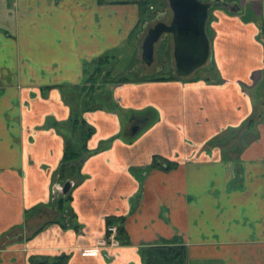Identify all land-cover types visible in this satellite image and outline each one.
Returning a JSON list of instances; mask_svg holds the SVG:
<instances>
[{
    "label": "crops",
    "instance_id": "1",
    "mask_svg": "<svg viewBox=\"0 0 264 264\" xmlns=\"http://www.w3.org/2000/svg\"><path fill=\"white\" fill-rule=\"evenodd\" d=\"M153 1L164 4L0 0V264L62 254L66 264H146L162 241L185 247L182 264H264V126L251 95L263 77L264 0L210 6L202 75L175 72L166 34L170 77L103 84L93 101L86 69L133 38L141 52V5L147 13ZM77 118L93 128L91 152L62 184ZM153 155L175 165L151 167ZM108 224L122 227L120 244L99 248Z\"/></svg>",
    "mask_w": 264,
    "mask_h": 264
},
{
    "label": "trees",
    "instance_id": "2",
    "mask_svg": "<svg viewBox=\"0 0 264 264\" xmlns=\"http://www.w3.org/2000/svg\"><path fill=\"white\" fill-rule=\"evenodd\" d=\"M146 5L142 3L140 19L144 20L146 16ZM264 37V29L262 30ZM114 59L113 55L100 56L96 59L89 69H86V78L84 84V92L92 95V100L94 101V93L98 88L103 84H113L114 82H122L128 80L125 77H112L111 75V66L110 63ZM264 77V58H263V69ZM170 77V76H168ZM160 77V79L168 78ZM105 93V91H103ZM107 96L109 97V90L107 91ZM105 101V100H104ZM104 103V102H102ZM101 102H93V107L103 106ZM262 109L259 113L260 122L264 126V97L261 102ZM253 122V119L250 118L247 121ZM93 128L89 125L84 119H75L73 122V132L71 136L66 137L64 142V150L62 155V160L56 170L55 177L62 183L73 182L77 177L80 176V164L81 160L88 155L91 151L88 150L86 146L87 138L92 134ZM160 161H163V167L169 168L174 166V163H169L159 156L153 155L151 161V167L160 166ZM58 202L61 203L62 212L68 210L65 208V205L70 200L69 192L64 193V195L57 198ZM122 232V227H118V234ZM144 258L146 264H182L185 262L186 252L183 245H174L168 244L162 241V244H155L150 247H147L144 251ZM67 255L62 254L56 256L55 258L43 257L38 259V257H32L29 259L30 264H66Z\"/></svg>",
    "mask_w": 264,
    "mask_h": 264
},
{
    "label": "water",
    "instance_id": "3",
    "mask_svg": "<svg viewBox=\"0 0 264 264\" xmlns=\"http://www.w3.org/2000/svg\"><path fill=\"white\" fill-rule=\"evenodd\" d=\"M172 11L169 24L159 22L147 31L141 44V58L147 65L153 61L154 45L164 34L173 38V56L175 72L188 76L203 66L210 57V44L207 36V19L209 2L200 0H168ZM138 130L137 125L131 128V134ZM69 184L62 187L67 192Z\"/></svg>",
    "mask_w": 264,
    "mask_h": 264
},
{
    "label": "rangeland",
    "instance_id": "4",
    "mask_svg": "<svg viewBox=\"0 0 264 264\" xmlns=\"http://www.w3.org/2000/svg\"><path fill=\"white\" fill-rule=\"evenodd\" d=\"M154 2V1H153ZM157 2V1H155ZM153 3L152 8H148V16L150 15V19L145 23L146 26H152L155 22L163 20L162 18L164 12H168V6L163 0V6H159L158 2ZM161 8H163L161 10ZM166 9V10H164ZM170 9V8H169ZM158 11L157 13H154ZM162 15V16H161ZM147 16V15H146ZM209 19H207V22ZM208 27V23H207ZM206 27V28H207ZM145 34V33H144ZM143 34V35H144ZM160 39L154 45V56L153 62L150 65H147L144 60L141 58V52L136 46V43L133 39H130L126 43L122 45V47L114 54V59L110 63L111 66V75L112 77H125L127 79H141V78H150V77H167L170 75V72L173 71V68H170V61L166 60V44H164ZM160 43V44H159ZM159 45V46H158ZM139 56V57H138ZM201 67L196 69V74L194 75H202ZM213 69L209 68L206 73L210 76L213 75ZM201 72V73H200ZM200 73V74H197ZM251 95L260 102V106H256L255 115L257 112L262 109L261 102L264 97V79L261 78L260 82L257 83L256 87L251 90ZM104 101V100H103ZM103 101H100L101 103ZM256 125V124H254ZM68 215V214H67ZM118 227V226H117Z\"/></svg>",
    "mask_w": 264,
    "mask_h": 264
},
{
    "label": "built area",
    "instance_id": "5",
    "mask_svg": "<svg viewBox=\"0 0 264 264\" xmlns=\"http://www.w3.org/2000/svg\"><path fill=\"white\" fill-rule=\"evenodd\" d=\"M117 235H118V227L114 224L107 225L105 236L97 239L96 246L99 248L118 246L120 243L117 238Z\"/></svg>",
    "mask_w": 264,
    "mask_h": 264
},
{
    "label": "flooded vegetation",
    "instance_id": "6",
    "mask_svg": "<svg viewBox=\"0 0 264 264\" xmlns=\"http://www.w3.org/2000/svg\"><path fill=\"white\" fill-rule=\"evenodd\" d=\"M218 2H220V0H210L209 1V3H210V6H219L220 5V3H218ZM148 13H146V15H147ZM162 16V15H161ZM163 20H160V21H157V22H155L152 26H148V28H147V31L150 29V28H152L154 25H156L157 23H159V22H163V23H166V24H169L170 23V21H171V17H172V11H171V9L170 10H168V12L166 11V12H164L163 13ZM146 17V16H145ZM150 18V15L148 16L147 15V18ZM146 20V19H145ZM144 21V20H143ZM147 31H146V34H147ZM164 35H166V34H164ZM164 35H162V36H164ZM161 36V37H162ZM157 43V42H156ZM155 43V44H156ZM141 44H142V42H141ZM160 44V43H159ZM153 56H154V54H153ZM153 62V61H152ZM109 225V224H108ZM106 233V232H105ZM105 236V235H104ZM103 236V237H104Z\"/></svg>",
    "mask_w": 264,
    "mask_h": 264
}]
</instances>
